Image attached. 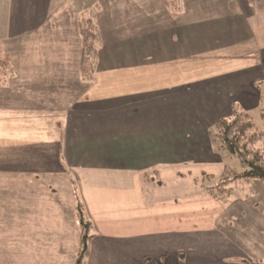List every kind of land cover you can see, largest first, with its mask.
Wrapping results in <instances>:
<instances>
[{
	"label": "crops",
	"instance_id": "0c3cea01",
	"mask_svg": "<svg viewBox=\"0 0 264 264\" xmlns=\"http://www.w3.org/2000/svg\"><path fill=\"white\" fill-rule=\"evenodd\" d=\"M98 1L0 0L16 71L0 85L6 254L66 264L76 191L95 233L86 264H264V199L219 203L202 188L231 168L211 96L258 105L264 91V0ZM93 5L101 48L84 81L77 26Z\"/></svg>",
	"mask_w": 264,
	"mask_h": 264
},
{
	"label": "trees",
	"instance_id": "16d2710c",
	"mask_svg": "<svg viewBox=\"0 0 264 264\" xmlns=\"http://www.w3.org/2000/svg\"><path fill=\"white\" fill-rule=\"evenodd\" d=\"M162 5L170 10H177L181 0H160ZM94 9L87 14H82L78 20V35L81 40V59L78 63V74L82 80H91L96 69L97 54L101 48L100 33L95 21ZM16 71L7 57L2 53L0 46V85L14 77ZM216 136L221 149L227 151L236 158L243 169L237 172L227 169L217 182L212 185L202 184V188L217 202L227 203L234 196V190L238 186H244L252 180L264 181V131L255 129L250 117L242 112L234 111L233 117L221 119L216 125ZM209 180V177H204ZM74 205L76 222L80 230L79 244L77 247L74 264H86L90 243L95 237L94 227L89 219L85 207L74 191Z\"/></svg>",
	"mask_w": 264,
	"mask_h": 264
},
{
	"label": "rangeland",
	"instance_id": "374dc122",
	"mask_svg": "<svg viewBox=\"0 0 264 264\" xmlns=\"http://www.w3.org/2000/svg\"><path fill=\"white\" fill-rule=\"evenodd\" d=\"M97 1V0H96ZM106 0H100L97 2V6H100V10L102 11L103 5L102 3ZM96 4V3H95ZM97 6L93 5L92 9L96 12ZM3 53V52H2ZM4 54V53H3ZM202 84H212L207 83L204 81L197 82L196 85H202ZM218 90V89H217ZM4 92L0 88V94H3ZM212 104L218 108V111L216 113H211V119L213 120H220V119H228L232 117V114L228 111L229 103L234 102V108L239 110L240 112L249 115L252 124L254 125L255 129L258 131H264V91L261 94V99L258 103V105L255 104V96L252 93H246L244 95H233V96H226L223 97L220 95L219 92H216V94L211 96ZM16 103H22L19 101H13ZM24 102V101H23ZM3 103V102H2ZM0 103V104H2ZM213 134L215 135V130L213 129ZM216 146H219L218 142H215ZM264 146L263 142L260 143L259 148H262ZM223 157L225 158L227 164L231 168H235L238 173L243 172V169L240 165V162L232 157L227 151H222ZM211 180L208 182L209 184L217 182L218 177L212 176ZM264 199V181L260 180H252L248 184H245L244 186H238L234 190V196L232 197L231 203L236 205H241V203H246V201L255 202L258 200ZM228 209L229 208H225ZM233 210V209H232ZM70 211V208L67 210V215ZM72 216V211L71 215ZM74 228L72 225H69L67 227L69 231L68 238H72L71 240L68 239V242L75 243V247L68 249V254L66 257V264H74L75 258H76V252H77V246H78V226H75ZM6 228V225H0V231H3V229ZM1 244H3V241H0ZM10 243H12L10 241ZM0 244V250L2 251L0 253V263L8 264V263H14V264H20L17 262L16 259L11 258L7 253V250H14L15 246L11 245L6 247L5 245ZM249 244V243H248ZM242 248L252 257H256L257 255L255 252L259 251L260 248L258 247V244L254 245H245L244 243L241 244ZM3 257V258H2ZM45 258L40 261H36L35 263H32L30 259L26 258L27 264H39L43 263Z\"/></svg>",
	"mask_w": 264,
	"mask_h": 264
}]
</instances>
